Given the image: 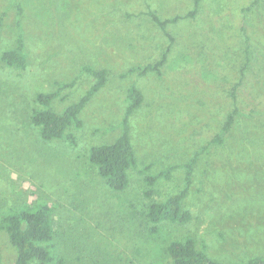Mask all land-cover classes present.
<instances>
[{
	"label": "rangeland",
	"instance_id": "374dc122",
	"mask_svg": "<svg viewBox=\"0 0 264 264\" xmlns=\"http://www.w3.org/2000/svg\"><path fill=\"white\" fill-rule=\"evenodd\" d=\"M194 5L0 0V55L20 37L27 55L25 69L0 58L1 264L18 256L5 218L42 205L52 226L43 245L67 264H172L168 244L187 237L220 264L264 259V0H201L194 17L165 29L148 13L165 20ZM167 49L159 71L122 75L155 63ZM85 66L107 70V81L81 111L83 125L70 129L76 144L43 139L32 113L63 112L85 95L96 81ZM73 80L49 106L35 101L38 92L58 89L56 81ZM133 85L144 96L129 116L136 164L116 190L89 155L121 135ZM235 107L241 114L225 142L212 143ZM172 165L169 176L160 175ZM185 188L188 221L150 219L151 204Z\"/></svg>",
	"mask_w": 264,
	"mask_h": 264
},
{
	"label": "trees",
	"instance_id": "16d2710c",
	"mask_svg": "<svg viewBox=\"0 0 264 264\" xmlns=\"http://www.w3.org/2000/svg\"><path fill=\"white\" fill-rule=\"evenodd\" d=\"M194 1L195 8L189 10L184 16H175L163 20L155 10H149L148 13L156 24L162 29H165L166 24L176 22L182 17H194L201 0ZM257 3L258 1H254L253 5ZM171 38L173 39L172 36ZM24 45V40L20 37L18 46L4 51L0 55L1 60L9 66L25 69L27 67V55L24 53ZM167 57L168 49L163 52L161 58L155 63L152 64L149 62L144 66L129 68L122 75L137 73L138 70L141 74H145L152 69L159 71L161 66L167 61ZM84 71L91 74L96 81L78 101L69 105L63 112L45 108L40 110L35 109L32 113L31 121L34 125L40 127L43 139H66L72 144H76V135L70 129L75 127L79 128L83 125V121L80 118L81 111L107 81V70L104 68L95 69L91 66H85ZM240 82L241 80L232 87L231 94L234 98L236 97L234 92ZM55 84L58 86V89L51 92H38L35 101L45 107L49 106L52 100L59 96L61 90L74 85V80L71 82L56 81ZM128 99L129 104L123 117L121 135L113 143L93 146L90 149L89 155L90 162L97 168L98 173L106 179L109 186L116 190L123 189L127 185V170L130 166L136 164L135 152L129 134V116L140 106L144 100V96L141 90L133 85L129 88ZM240 114L241 112L236 107L230 111L227 114L223 126L211 142L218 144L224 143L226 136L231 131L235 122V118ZM194 162L195 158L188 162L186 166L188 168L187 179ZM175 167V165H172L167 171L161 172L160 175L169 176L171 169ZM157 176L158 174L148 177L147 180L152 184L158 178ZM186 192L187 189L185 188L164 201L151 204L148 209L150 219L156 224L165 220H172L174 222L188 221L190 219V212L183 210V200L186 197ZM150 193L151 191H147V194ZM2 226L7 228L10 241L17 248L18 256L14 264H28L33 259L37 260V264H67L63 258L54 256L49 246L43 245V243L49 242L52 238L51 212L48 205H42L36 210L24 211L9 216L5 218ZM166 250L172 258V264H220L212 259L205 249L197 248L194 237L174 240L168 244ZM238 264H264V259L261 256H252L248 262H240Z\"/></svg>",
	"mask_w": 264,
	"mask_h": 264
}]
</instances>
